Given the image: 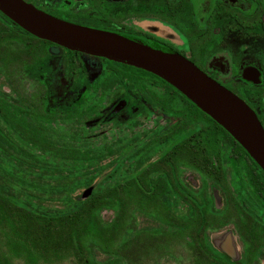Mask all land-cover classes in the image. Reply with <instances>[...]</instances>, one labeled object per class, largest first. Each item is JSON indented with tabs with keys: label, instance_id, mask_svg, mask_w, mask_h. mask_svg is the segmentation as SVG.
Segmentation results:
<instances>
[{
	"label": "flooded vegetation",
	"instance_id": "1",
	"mask_svg": "<svg viewBox=\"0 0 264 264\" xmlns=\"http://www.w3.org/2000/svg\"><path fill=\"white\" fill-rule=\"evenodd\" d=\"M177 54L264 128V0H24ZM0 264H264V171L161 77L0 11Z\"/></svg>",
	"mask_w": 264,
	"mask_h": 264
},
{
	"label": "water",
	"instance_id": "2",
	"mask_svg": "<svg viewBox=\"0 0 264 264\" xmlns=\"http://www.w3.org/2000/svg\"><path fill=\"white\" fill-rule=\"evenodd\" d=\"M0 11L41 39L161 77L224 127L264 171V128L257 115L185 58L156 50L140 40L61 20L24 0H0Z\"/></svg>",
	"mask_w": 264,
	"mask_h": 264
}]
</instances>
